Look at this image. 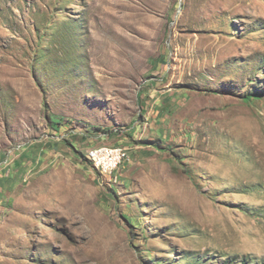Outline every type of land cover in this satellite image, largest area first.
Here are the masks:
<instances>
[{"label":"rangeland","instance_id":"rangeland-1","mask_svg":"<svg viewBox=\"0 0 264 264\" xmlns=\"http://www.w3.org/2000/svg\"><path fill=\"white\" fill-rule=\"evenodd\" d=\"M0 264H264V0H0Z\"/></svg>","mask_w":264,"mask_h":264},{"label":"bare ground","instance_id":"bare-ground-1","mask_svg":"<svg viewBox=\"0 0 264 264\" xmlns=\"http://www.w3.org/2000/svg\"><path fill=\"white\" fill-rule=\"evenodd\" d=\"M109 152L112 153V157L107 161ZM123 154L127 156V150L121 146H99L93 147L88 151L90 160L98 169L105 172H113L123 160Z\"/></svg>","mask_w":264,"mask_h":264},{"label":"built area","instance_id":"built-area-1","mask_svg":"<svg viewBox=\"0 0 264 264\" xmlns=\"http://www.w3.org/2000/svg\"><path fill=\"white\" fill-rule=\"evenodd\" d=\"M102 156V154H101ZM112 157V153L109 152V156H107V161H109ZM126 156L123 154V159L125 158Z\"/></svg>","mask_w":264,"mask_h":264},{"label":"trees","instance_id":"trees-1","mask_svg":"<svg viewBox=\"0 0 264 264\" xmlns=\"http://www.w3.org/2000/svg\"><path fill=\"white\" fill-rule=\"evenodd\" d=\"M254 96L261 97V96H263V93H262V94L256 93V94H254ZM88 158H89V157H88ZM89 159H90V158H89Z\"/></svg>","mask_w":264,"mask_h":264}]
</instances>
